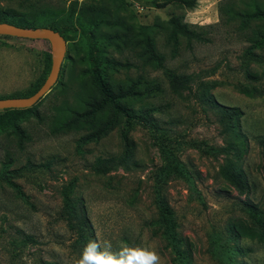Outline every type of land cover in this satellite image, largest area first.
Masks as SVG:
<instances>
[{"label": "rangeland", "instance_id": "rangeland-1", "mask_svg": "<svg viewBox=\"0 0 264 264\" xmlns=\"http://www.w3.org/2000/svg\"><path fill=\"white\" fill-rule=\"evenodd\" d=\"M183 1H79L110 12L99 10L103 17L96 21L84 15L82 27L66 33V53L54 86L14 127L0 131V264H74L79 259L84 249L81 233L74 232L61 213V191L70 183L71 198L86 221L82 233L88 242L109 241L114 251L124 245L152 246L162 264H177L153 225L160 196L173 213L188 253L186 263L219 264L212 253L216 242L236 249L239 264H264V234L237 242L228 239L234 225L250 222L249 206L264 213L259 144L264 138V46L257 47L264 19L256 15L264 12V0H195L191 8ZM71 4L0 0V19L35 24L46 15L44 27L60 29ZM173 16H182L208 42L191 49L182 44L172 58L163 38L155 35L167 60L154 69L138 57L135 40H123L128 34L120 31L118 18L134 24L136 39L150 33L137 27ZM118 32L119 39L112 35ZM92 45L106 85L130 92L121 104L135 121L127 125L125 116L108 110V126L98 139L84 142L90 134L86 131L52 134L54 107L71 100L84 75L94 87L88 72ZM52 52L45 40L0 36V99L23 97L42 85ZM170 75L188 78L191 93L174 95ZM199 82L218 105L241 114L238 132L246 142L239 164L243 194L219 176L225 161L222 150L231 138L222 133L216 111L198 96ZM241 88L260 95L246 97ZM167 154L172 168H167Z\"/></svg>", "mask_w": 264, "mask_h": 264}, {"label": "trees", "instance_id": "trees-1", "mask_svg": "<svg viewBox=\"0 0 264 264\" xmlns=\"http://www.w3.org/2000/svg\"><path fill=\"white\" fill-rule=\"evenodd\" d=\"M80 0H72V10L69 12V16L66 18V24L56 29L53 27H44L45 16L37 18V22L28 23L26 21H3L0 19V23H9L25 29H37V25H41V28H50L58 32L64 39L66 33L73 31L72 28L77 29L82 27L84 15L92 21H96V18L103 17V14L99 10H104L107 13L110 12L109 8L101 7L94 8L92 4H79ZM102 1V0H98ZM195 0H184L182 2L187 8L193 7ZM78 8V14L76 12ZM64 13V10L59 12L60 15ZM256 15L264 19V12L258 11ZM98 21V20H97ZM120 31L126 32L128 35L123 40L136 41L137 46L140 47L138 57L143 60L145 64L151 66L154 69L161 68L167 60L166 53L161 52L157 48L155 35H159L163 38V46L170 50V57H177L179 49L182 44L187 49H191L195 43H206L208 38L203 33L197 32L191 29L187 23L184 22L182 16H173L167 21L157 19L153 26L137 27V29L144 30V32H152L154 37L150 36V33H146L145 37H138L135 39V27L130 24L126 19L118 18ZM82 33L88 34L87 31ZM116 38H121V34H112ZM114 38V37H112ZM117 40V39H116ZM122 40V41H123ZM264 46V35L257 42V47ZM90 53L88 56V72L91 76L94 87L89 86L84 79L80 80L79 86L72 94L71 100L63 101L60 105L54 107V116L51 122V133L60 134L69 131H86L89 132L84 142L95 140L100 137L108 126L106 120L108 118L109 111L113 110L116 113L122 114L126 118L127 125H131L135 121V118L130 117L124 110L121 102L123 98L129 94V91L122 90L121 87H116L115 90H111L106 83L103 81L100 68L99 58L95 54V46H90ZM48 66H50V57L47 58ZM169 89L171 92L178 96H182V92L186 91L188 94L191 93L190 80L188 78H176L174 75L169 76ZM42 85H38L30 93L23 97H29L33 95ZM203 83L199 82L197 86L198 96L204 104H207L210 108L214 109L217 113L218 123L221 126L223 134L231 138L230 143L222 150L225 155L224 164L219 169V176L232 186L239 194H243L245 191V183L240 169V159L244 154L245 138L238 132V121L241 115L236 108H225L218 105L214 99L206 90ZM240 92L246 97H256L260 95V92L256 90H247L241 88ZM12 98H20L12 97ZM22 98V97H21ZM31 108L22 110H3L0 112V131L8 127H14L15 124L26 114L30 112ZM138 119V118H136ZM142 120V118L140 119ZM146 122H148L146 120ZM126 139V135H124ZM261 148V156L264 160V138L259 141ZM171 155L167 154V168H172ZM102 163H100L101 165ZM105 169H103L104 171ZM73 191V184L70 183L63 188L61 191L62 197V216L70 223L74 232L81 233L80 240L84 247L88 243V237L83 232V225L86 222L83 220L82 214L78 212L77 207L73 199L71 198ZM156 209L158 218L154 222V226L158 227V232L170 247L172 253L175 255L174 263L177 264H188L187 250L184 248L183 239L178 236L175 228L176 222L171 209L168 207L167 202L164 198L158 196L156 198ZM248 215L250 222L248 225H234L232 230L230 229V235L228 239L232 242H237L242 238L255 239L260 238L264 234V213L255 207H248ZM157 233V232H156ZM213 243L212 253L213 256L218 260L219 264H239L235 259L237 250L233 248H222L218 246L216 242ZM217 249V250H215Z\"/></svg>", "mask_w": 264, "mask_h": 264}, {"label": "water", "instance_id": "water-1", "mask_svg": "<svg viewBox=\"0 0 264 264\" xmlns=\"http://www.w3.org/2000/svg\"><path fill=\"white\" fill-rule=\"evenodd\" d=\"M0 36L29 40H45L53 47L50 72L37 92L29 97L0 99V111L31 108L46 95L56 83L66 53V41L58 32L50 28L25 29L9 23H0Z\"/></svg>", "mask_w": 264, "mask_h": 264}, {"label": "clouds", "instance_id": "clouds-1", "mask_svg": "<svg viewBox=\"0 0 264 264\" xmlns=\"http://www.w3.org/2000/svg\"><path fill=\"white\" fill-rule=\"evenodd\" d=\"M74 264H162V258L152 246L124 245L114 251L109 241L94 239Z\"/></svg>", "mask_w": 264, "mask_h": 264}]
</instances>
